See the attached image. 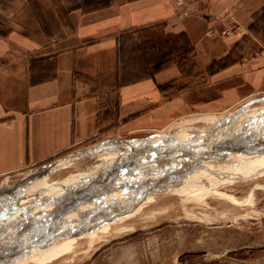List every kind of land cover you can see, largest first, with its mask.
Wrapping results in <instances>:
<instances>
[{
  "label": "crops",
  "instance_id": "1",
  "mask_svg": "<svg viewBox=\"0 0 264 264\" xmlns=\"http://www.w3.org/2000/svg\"><path fill=\"white\" fill-rule=\"evenodd\" d=\"M156 31L184 35L189 60L154 71L143 56L128 68L140 77L122 81V43L154 42ZM263 93L264 0H0V178L64 174L110 145ZM96 190L72 189V200L119 208L122 198Z\"/></svg>",
  "mask_w": 264,
  "mask_h": 264
},
{
  "label": "rangeland",
  "instance_id": "2",
  "mask_svg": "<svg viewBox=\"0 0 264 264\" xmlns=\"http://www.w3.org/2000/svg\"><path fill=\"white\" fill-rule=\"evenodd\" d=\"M159 33L154 34L156 47ZM171 41L182 44L181 39ZM174 44L163 43L160 50ZM121 48L126 67L122 81L140 77L129 74L128 68L135 61L143 66L151 45L127 41ZM183 57L180 53L171 59L181 62ZM263 112L264 93L223 115L180 118L162 134L110 145L64 174L24 170L0 178V264L19 256L20 244L55 240L64 230L72 229L74 235L87 217L84 212L67 213L78 197L71 190L97 189L96 194L102 188L115 200L122 198L116 202L120 210L131 209L147 194L153 198L148 209L141 210L145 212L116 224L121 226L90 232L114 233L106 241L97 240L92 250L81 247L85 235L72 238L78 244L63 249L57 244L20 264H264ZM222 167L229 172H221ZM186 175L198 184L171 189ZM213 180L218 183L213 185Z\"/></svg>",
  "mask_w": 264,
  "mask_h": 264
},
{
  "label": "bare ground",
  "instance_id": "3",
  "mask_svg": "<svg viewBox=\"0 0 264 264\" xmlns=\"http://www.w3.org/2000/svg\"><path fill=\"white\" fill-rule=\"evenodd\" d=\"M264 114V112H263ZM262 115V114H261ZM263 116V115H262ZM260 119V118H259ZM245 138V137H244ZM235 140V139H234ZM228 141V140H227ZM217 149V148H216ZM215 149V150H216ZM223 149V148H222ZM202 165V164H201ZM217 168V167H216ZM227 168L225 167H222L219 168V170H221V172L223 173H228L229 171L226 170ZM233 170H236V168H232ZM110 174V173H109ZM238 177H241V176H238ZM48 179V178H47ZM194 177L190 176V175H186L184 177H182L180 180L177 181V183L174 182L175 185H173V188L171 189H174V187H177V185L179 184H193V183H196V181H194ZM217 179V178H216ZM209 180V179H208ZM217 180H220V179H217ZM114 182V181H113ZM158 182V181H157ZM186 182V183H185ZM211 183V181H210ZM218 181H214L212 182V184H217ZM198 184V183H196ZM200 184V183H199ZM111 185V184H110ZM108 185H106L107 187ZM172 186V185H170ZM212 186V185H211ZM205 187V185H204ZM205 188H208L205 187ZM164 189V188H163ZM170 189V190H171ZM161 191H164V190H161ZM169 192V191H167ZM45 193V192H44ZM97 194V193H96ZM166 195V193H163V195ZM164 195V197H166ZM168 195V194H167ZM50 196V195H49ZM106 198H104L105 200L109 199L112 197V195H107L106 193ZM17 197V196H16ZM22 197V196H21ZM28 197V196H27ZM84 198V197H83ZM152 198H153V195L152 194H147L145 196V198L141 201V203H138L136 204L134 207H132L131 209L129 210H123L121 209L120 210V207L117 209V208H114L112 210H110L109 212H106L104 211V213L102 212L104 210V207L105 205L104 204H100V206L98 208H95L93 210L92 213L89 214V210H85L84 208L86 209H89L90 208V201H84V199H81L79 201V203L75 202L74 203V207H72V209H69V211L67 213H69L70 215H73L77 212H81V213H85V217H87V222L84 224V227H79V228H76L78 231H76V229H74L76 232L74 233V235H70L72 233H69L72 229L70 230H64L63 233V237H60L58 239H43L41 241H35V242H32V243H28V244H20L18 245V248L21 249L20 253H19V256L15 257V259H11L9 261H6L4 264H20L24 259H27V258H30L31 256L33 258H38L40 257L46 250L50 249V248H53L55 245H60V248H65V247H68L69 245L71 244H78V240H72V238H77V237H85V235H88L90 232H95L96 230H98V228H102L104 226H106L104 228V230L106 231V228L108 227H112V225L115 224L116 227L118 226H121V225H116L118 223H121V222H124L125 219H128V218H133V217H136L138 215H136V213L138 212H145V211H141V210H146L148 209L151 201H152ZM163 198V197H162ZM48 199V198H47ZM113 199V198H111ZM14 200V199H13ZM22 200V199H21ZM61 199H59L60 201ZM48 201V200H47ZM56 201V199H55ZM83 201V202H82ZM58 202V201H56ZM21 204V202H20ZM80 205H82L83 207H81ZM127 205V204H126ZM52 206V205H51ZM64 206V205H63ZM15 207V206H14ZM49 208V206H47ZM68 207V206H67ZM66 207V208H67ZM127 207V206H126ZM52 208V207H51ZM128 208V207H127ZM13 209V208H12ZM50 209V208H49ZM65 209V208H64ZM54 210V209H53ZM52 210V211H53ZM68 210V209H67ZM46 211V210H44ZM56 211V210H55ZM119 211V213H118ZM54 212V211H53ZM58 212V211H57ZM155 212V211H153ZM107 213V214H106ZM37 214V213H36ZM47 214V212L45 213V215ZM106 214V215H105ZM58 215V214H57ZM105 216V220L104 221H100L101 217H104ZM149 216V215H148ZM58 217V216H57ZM146 217V216H145ZM152 217V216H151ZM55 218V217H54ZM63 218V217H62ZM34 219V218H33ZM61 219V218H60ZM6 220V219H5ZM15 220V219H13ZM83 220V219H81ZM85 220V219H84ZM1 222V220H0ZM37 222V221H36ZM37 225V224H36ZM114 226V227H115ZM62 229V228H61ZM96 229V230H95ZM105 231L103 232H97L93 235H88V238L85 240V239H81L82 243H84V245H82L81 247H86L88 250H92L94 249V246L96 245V241H106L108 240L109 238H111L112 236H114V233H106ZM92 232V233H93ZM49 234V233H48ZM18 239V238H17ZM95 239V240H94ZM20 240V239H19ZM18 240V241H19ZM27 241V240H26ZM25 242V240H24ZM76 242V243H75ZM86 243V244H85ZM24 245V246H23ZM23 246V247H22ZM29 246H32V247H29ZM18 251V249H17ZM18 253V252H17ZM12 256V255H11Z\"/></svg>",
  "mask_w": 264,
  "mask_h": 264
},
{
  "label": "trees",
  "instance_id": "4",
  "mask_svg": "<svg viewBox=\"0 0 264 264\" xmlns=\"http://www.w3.org/2000/svg\"><path fill=\"white\" fill-rule=\"evenodd\" d=\"M179 39L182 40V44L179 46H176V44H174L175 43L174 41L170 42V40H179ZM157 41H158L157 47L155 46L156 41L155 42L145 41L142 43V44L151 45L152 54L148 61L152 63L154 71H159L166 64V62L169 61L176 54L182 53L184 57H183V60H181V62L185 63L189 60L188 58L193 53V49L191 48L189 42L187 41L186 37L182 34L178 36L163 35L159 37ZM163 43L166 44L167 46L169 43H173L174 45L167 48L166 51H163V50H160V47L162 46ZM31 82L35 83L36 79L32 78Z\"/></svg>",
  "mask_w": 264,
  "mask_h": 264
}]
</instances>
